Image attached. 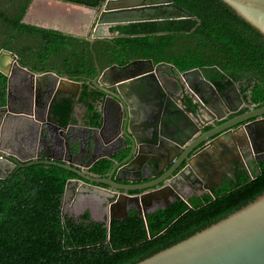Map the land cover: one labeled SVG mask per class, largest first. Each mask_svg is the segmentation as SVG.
<instances>
[{
    "label": "trees",
    "instance_id": "16d2710c",
    "mask_svg": "<svg viewBox=\"0 0 264 264\" xmlns=\"http://www.w3.org/2000/svg\"><path fill=\"white\" fill-rule=\"evenodd\" d=\"M168 1L195 19H188L174 7H160L153 14L142 13L146 14L143 21L105 27L107 34L125 37L95 44L98 65L122 66L131 60L148 59L154 64L167 63L179 73L200 70L217 89H222L225 78L239 83L244 100L248 97L249 104L263 107L264 37L221 0ZM103 2L0 0V50L15 54L18 64L32 72L51 71L48 66L61 65L57 74L82 81L76 104L88 110V125L96 129L101 126L96 103L102 94L91 85L96 68L89 43L63 36L55 29L59 21L72 25L73 34L85 29L92 12ZM40 11L42 22L29 24ZM6 82L0 73V107L6 104ZM71 111V98L51 105V115L61 127L67 124ZM42 136H47L45 128ZM48 145V140L41 142L42 148L51 150ZM86 148L91 153L92 142L88 141ZM68 149L77 153L79 146L68 142ZM127 154L128 150L123 151L112 160ZM40 155V159L60 160V155L52 157L43 150ZM112 160H97L89 172L98 176L109 173ZM255 171L257 176L250 181L245 172L237 175V182L222 186L214 200L203 197L205 206L197 198L187 203L175 200L166 208L146 213L145 220L141 213L130 212L122 220L113 219L107 228L105 222L92 221L87 211L77 218L62 212L67 182L79 179L74 173L43 164L5 169L0 177V264H135L264 194V159L257 162Z\"/></svg>",
    "mask_w": 264,
    "mask_h": 264
},
{
    "label": "flooded vegetation",
    "instance_id": "af4514ba",
    "mask_svg": "<svg viewBox=\"0 0 264 264\" xmlns=\"http://www.w3.org/2000/svg\"><path fill=\"white\" fill-rule=\"evenodd\" d=\"M126 1H136L138 4L125 7L110 6L113 3L116 4ZM168 2V0H160L159 2L154 3H147V0H104L102 5L92 12L85 29L73 34L71 31L72 25L68 24L64 26L63 23L59 21L57 23L59 28H56L55 30L63 36H76L89 43L88 48L89 51L92 52L93 63L96 68L94 79L98 77V68L100 75L97 81L99 85L105 87L109 91L115 92L114 88L108 86L111 82H114L115 77L127 78L135 74L149 73L148 75L150 76L145 77L144 80L136 82L131 86V90L133 91L131 94L126 92L125 86H121L120 88L125 93L126 99L129 102L132 101L133 98L134 105L131 104L133 110L130 113L133 121L143 122L146 113L155 110L156 102H158L163 93L166 98L170 97L177 106L184 107L188 111L198 110L201 117L200 119L202 121H209L207 125L201 128V135L215 129L224 122L253 107V105L249 104L248 97L247 100H244L243 94L238 87L239 83L232 82L229 78H225L221 83L222 89L220 90L215 88L213 82L205 79L200 70H191L192 72L187 71L191 73L181 76L182 73L178 72V74L173 66L164 62L154 64L152 60L148 59H135L122 66L112 64L103 68L98 65L95 54H93L95 44L98 42H110L114 38L120 36L107 34L104 30L105 27L124 25L143 21L144 19L109 21V23H107L103 21L104 16L111 13L115 14L130 11L138 13L149 11L153 14L156 8L172 7V3L170 2V4ZM174 18L181 19L182 17L175 16ZM158 19L162 20L163 18ZM90 41L93 42L91 49ZM136 61L143 62L131 64ZM127 65L129 66L126 69H119ZM112 66H117L119 68L108 70L105 75H102L104 71ZM16 71L20 70H15L11 77L12 80H10L11 96L9 108L13 112H22V116H26L32 112L34 121L36 122L38 120L39 126L38 124L28 123L18 125L14 123L13 120L16 121V119L19 120L20 118L13 115L5 118L0 116L2 120L0 121V142L2 145L5 144L3 146L5 151L9 150L12 152V146L14 145L20 146L21 144H24L32 147L37 143L40 151L37 150V153L34 154L35 157L39 159L43 158V156L40 155L43 150V152L51 154L50 156L52 157L53 154H58L60 155L58 156L60 157V160L69 161L78 166L90 165L96 157L106 156L108 154L113 155V153L117 155L123 152L120 151L123 149V144L120 141V133L125 122V113L122 110L123 106L120 103L102 93L91 84L96 92L102 94L101 98L96 103V110L101 114V126L98 128L99 130L87 133L85 129L86 127H89V120L86 117L88 110L85 107L76 104L71 111L69 124L67 123L64 125L62 131L59 132L57 131L59 123L53 119L51 114L46 117L45 111L50 108L53 102L60 99L71 98L73 100L72 96L61 94L59 92L60 85L57 82L58 80L55 77H49L46 81L47 86H41L39 98L37 97L38 93L32 89V84L29 78H20V75L16 74ZM51 71L54 72L53 70ZM58 75L68 76L60 73ZM216 81L219 82L220 80ZM232 86L237 89L244 102L239 107L237 113L226 115L225 118L217 121L216 118L218 115H223L225 110L238 105L237 94L232 89ZM224 91L225 93L220 97L219 93H223ZM35 99L38 101L35 102ZM32 102H35L37 107L34 108ZM78 111H81V115H77ZM103 114L105 117L104 121ZM48 117L50 120H48ZM192 119L195 118L192 117ZM43 128H45L47 132L45 138L42 136ZM4 129H6V132H4ZM97 132L99 135H97ZM224 134H220L221 137L219 141L222 144L227 142V155H223L221 159H218L217 156L211 154L208 164H202V162H200L199 165L195 162L190 173L186 172L179 174V171L183 167L182 165L174 174L172 181L170 180L166 185L162 182L153 188L133 192H122L111 190L106 186L81 182L80 179H76L79 180V182L70 183L68 185L66 196H68L69 193V200L73 203L75 202L74 204L78 206L84 204V202L90 204V206H96L97 211L100 214L103 211L108 212L110 203H117L119 205L123 194L128 195L132 199L126 202L127 215L130 212H139L141 215L143 213L154 212L170 206L175 200H181L187 203V201L193 198L202 200L203 197H209V200L212 201L219 196H216V193L222 186L225 184L236 183L237 175H240L242 172L247 174L248 181L254 179L257 176L256 171L251 173L247 168V165H250V168H255L257 162L264 159V124L251 128L246 135L241 134L236 146L231 143L227 135L224 136ZM46 140L49 141L48 146L51 150H49L48 147L42 148L41 142ZM73 141L78 142L79 150L77 153H73L72 150L69 151L68 149V142L74 143ZM88 141L92 142L91 153L88 148H86V146L88 147ZM101 143L106 144V148L103 147ZM56 148H59V150H56ZM51 151L53 152L51 153ZM125 157L114 162L119 163L125 159ZM151 159L152 156H143L139 157L135 167H131L130 169H124L125 166L119 167L114 178H117L119 184L143 185L153 181L158 182L166 172V170H163V165L160 162L154 166H150L149 164L141 166L142 161ZM6 167L7 169H11L8 165H6ZM88 172L89 169L87 170V173ZM89 174L96 176L90 172ZM108 175L109 173L99 177L105 179ZM95 187L100 188V190L94 189ZM236 187L238 188V186ZM107 191L110 192L107 193ZM182 197H185V199ZM64 198L62 197V200ZM83 198H86L88 201H85ZM95 198L98 200L95 201ZM206 204L207 203L203 201L201 206H205ZM190 208L191 206H188L187 210ZM112 211L117 214V217H120L122 214L121 212L116 211L115 207L112 208Z\"/></svg>",
    "mask_w": 264,
    "mask_h": 264
},
{
    "label": "water",
    "instance_id": "95a60500",
    "mask_svg": "<svg viewBox=\"0 0 264 264\" xmlns=\"http://www.w3.org/2000/svg\"><path fill=\"white\" fill-rule=\"evenodd\" d=\"M221 1L231 8L240 19L264 37V0ZM171 6L179 9L174 4ZM181 11L188 19H195L187 12ZM120 36L125 37V35ZM92 43L90 41V49L92 48ZM142 62L136 61L131 64ZM128 66L122 68L112 66L104 71L102 75H105L108 70L115 68L124 70ZM17 69L28 74L32 89L38 92L37 97L39 98L41 86H47L46 81L48 78L55 77L60 85L59 92L72 96L73 110L82 88V81L77 82V78L60 76L52 71L32 72L18 64V58L15 54L2 49L0 50V73L7 78V88L6 105L0 110L6 113V117L12 114V110L9 108L11 96L10 79ZM97 72L99 77L100 72L98 68ZM191 72H184L181 76ZM148 74V72H145L127 78L115 77L114 82L108 85L110 88H114L115 92L109 91L99 85L97 81L98 77L91 81L94 87L123 106L122 110L125 113V122L120 133V141L123 144V149L120 151L128 150V154L119 163H115L110 158L112 154L97 157L90 165L86 166H78L69 161L53 158L39 159L35 156L29 158L26 162H22L16 159L11 151H5L2 148L0 149V164L8 165L11 169L15 167L25 168L37 164L53 165L74 173L81 182L106 186L111 190L133 192L153 188L162 182L166 185L170 180L172 181L174 174L182 165L183 167L179 171V174L190 173L195 162L199 165L200 162L208 164L211 154L221 159L223 155H227L228 146L227 142L225 144L220 143V134H224L225 132L224 136L227 135L231 143L236 146L241 134L246 135L251 128L264 124V106L259 108L253 106L215 129L200 135L201 128L207 125L209 121H202L198 110L188 111L184 107L177 106L170 97L166 98L163 93L158 102H156L155 110L150 113L147 112L143 122L133 121L130 115L133 110L131 104L134 105L133 98L129 102L126 99L125 93L120 88L121 86H125L126 92L131 94L133 92L131 86L150 76ZM232 89L237 94L238 105L225 110L223 115H218L217 121L225 118L226 115L237 113L239 107L244 102L237 89L234 86H232ZM224 93L225 91L219 93L220 97ZM35 107H37L36 103L34 104ZM13 113L18 115L16 117L22 115V112ZM49 114H51L50 108L47 110V115ZM192 117L195 119H192ZM70 118L71 116L67 120L68 124ZM104 119L103 114V121ZM48 120H50L49 117ZM58 128H61V126L58 125ZM88 128L90 130H99L90 126ZM143 156H152V159L142 161L141 166L146 164L154 166L158 162L163 165V170H166V172L160 180L143 185L119 184L117 178H114L115 173L118 172V168L122 166H125L124 169L135 167L139 157ZM102 158L113 161V167L105 179L98 175L92 176L89 172L87 173V170L93 163ZM74 182H79V180L74 179L67 182L63 198L66 197L68 185ZM94 189L100 190L98 187ZM109 192L107 191V193ZM130 199L132 198L123 194L119 205L117 203H110L108 218L105 221L107 228L110 227L113 219L121 220L126 217V202ZM113 207L116 208V211L122 213L120 217H117V214L112 211ZM61 210L63 212L62 205ZM145 215L146 213L142 214L144 220ZM135 264H264V194L216 223Z\"/></svg>",
    "mask_w": 264,
    "mask_h": 264
},
{
    "label": "rangeland",
    "instance_id": "374dc122",
    "mask_svg": "<svg viewBox=\"0 0 264 264\" xmlns=\"http://www.w3.org/2000/svg\"><path fill=\"white\" fill-rule=\"evenodd\" d=\"M160 0H147V3H154V2H159ZM138 2L136 1H131V2H121V3H116V4H111V7H125V6H129V5H137ZM58 16V15H57ZM44 18L43 13L40 11L39 14H36L35 19H30L28 21L29 24H34V23H39L42 22V19ZM146 18V14H142V13H138V12H120V13H111V14H107V16H104L103 21L109 23V21H129V20H137V19H143ZM47 69H51L54 72L58 73L61 72L62 66L61 65H56V67H47ZM16 74L20 75L19 77H28V74H26L23 71H16ZM63 74V73H61ZM12 80V79H11ZM77 115H80V112H77ZM1 127V126H0ZM2 145L0 144V149H2ZM34 156V155H33ZM32 157V156H31ZM16 158V157H15ZM17 159V158H16ZM6 165H1L0 166V171H1V176H4V173H2L3 171H5L6 169ZM247 168L249 169V171L251 173L255 172V168H250V165H247ZM72 192V190H71ZM185 199V197H182ZM85 201H88L86 198H83ZM82 199V200H83ZM96 199V198H95ZM68 200V202H67ZM96 201V200H95ZM191 201V199H190ZM62 206H63V213L77 218L78 216H80L84 211H87L90 214V218L92 221L95 222H105L106 219L108 218V212H102V213H98L96 206H90V204H87L86 202H84V204L81 205H76L73 202H71V200H69L68 196H66L62 201Z\"/></svg>",
    "mask_w": 264,
    "mask_h": 264
},
{
    "label": "crops",
    "instance_id": "0c3cea01",
    "mask_svg": "<svg viewBox=\"0 0 264 264\" xmlns=\"http://www.w3.org/2000/svg\"><path fill=\"white\" fill-rule=\"evenodd\" d=\"M119 37H122V36H119ZM80 112V115H81V111H78ZM5 113L3 112H0V116L2 118H5ZM15 115V114H14ZM22 116V115H21ZM19 116L17 118H20L19 120L16 119V121L13 120L14 123L18 124V125H21L23 123H28V124H38L39 121L37 120L36 122L34 121V118L32 117V112L29 113L28 115L26 116ZM45 116L47 117V111H45ZM16 117V116H15ZM39 126V124H38ZM69 128V127H68ZM65 130H68V129H65ZM87 131V133H89L90 131L92 132H96V130H89L88 127H86L85 129ZM59 131V130H58ZM4 132H6V129H4ZM66 132V131H65ZM97 135H99V133L97 132ZM74 142V141H73ZM78 144V142H76ZM103 145V147L106 148V144L104 143H101ZM5 144H3L2 146H4ZM37 150H39V147L37 146V143L36 145H33L32 147H29L28 145H24V144H21L20 146H17V145H14L12 146V153L13 155L20 161L22 162H26L29 160V158H31V156H33L35 153H37ZM40 151V150H39ZM107 151V149H106ZM105 155V154H103ZM113 155H115L113 153ZM110 158H112V156ZM3 165V163L0 164V166ZM7 169V168H6ZM4 172V171H3ZM2 172V173H3ZM77 190V189H76ZM71 195H74V194H71ZM68 196H69V193H68ZM71 198V197H70ZM95 200H98L97 198Z\"/></svg>",
    "mask_w": 264,
    "mask_h": 264
},
{
    "label": "clouds",
    "instance_id": "9594fccd",
    "mask_svg": "<svg viewBox=\"0 0 264 264\" xmlns=\"http://www.w3.org/2000/svg\"><path fill=\"white\" fill-rule=\"evenodd\" d=\"M20 71H21V70H20ZM28 78H29V77H28ZM10 80H11V79H10ZM77 82H78V81H77ZM6 88H7V82H6ZM37 93H38V92H37ZM36 100H37V99H35V102H36ZM33 104H35V103L32 102V105H33ZM5 105H6V104H5ZM4 107H5V106H4ZM4 107H0V109H2V108H4ZM50 109H51V106H50ZM0 111H3V110H0ZM3 113H4V112H3ZM5 114H6V113H5ZM10 114H11V113H10ZM11 115H14L13 111H12V114H11ZM14 116H18V115L15 114ZM19 116H20V115H19ZM32 116H33V113H32ZM5 117H6V115H5ZM33 118H34V117H33ZM0 121H2V120H1V117H0ZM58 130H59V132H60V130L62 131V127H61V128H58ZM58 130H57V131H58ZM0 144L2 145L1 142H0ZM2 147H3V146H2ZM96 158H97V157H96ZM61 201H62V200H61ZM61 205H62V203H61Z\"/></svg>",
    "mask_w": 264,
    "mask_h": 264
}]
</instances>
